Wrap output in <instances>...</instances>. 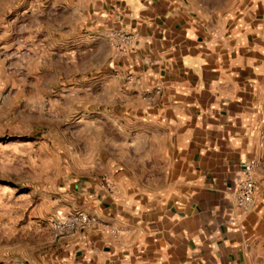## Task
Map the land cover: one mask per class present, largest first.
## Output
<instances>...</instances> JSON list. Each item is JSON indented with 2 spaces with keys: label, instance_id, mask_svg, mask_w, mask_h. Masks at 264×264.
Segmentation results:
<instances>
[{
  "label": "crops",
  "instance_id": "1",
  "mask_svg": "<svg viewBox=\"0 0 264 264\" xmlns=\"http://www.w3.org/2000/svg\"><path fill=\"white\" fill-rule=\"evenodd\" d=\"M1 5L12 29H27L22 43L46 38L47 23L59 37L73 28L63 12L106 36L98 53L116 87H103L102 119L118 132L107 163L72 185L67 210L98 224L56 242L60 264H264V0ZM112 28L136 34L135 46L117 53ZM250 158L259 161L254 206L230 225L234 181Z\"/></svg>",
  "mask_w": 264,
  "mask_h": 264
},
{
  "label": "rangeland",
  "instance_id": "2",
  "mask_svg": "<svg viewBox=\"0 0 264 264\" xmlns=\"http://www.w3.org/2000/svg\"><path fill=\"white\" fill-rule=\"evenodd\" d=\"M1 14L0 264H60L55 244L66 235L59 222L71 215L72 185L107 163L118 132L102 119L103 87H116L98 53L106 36L87 29L84 14L70 22L63 12L73 28L59 37L47 23L46 38L22 43L27 29Z\"/></svg>",
  "mask_w": 264,
  "mask_h": 264
},
{
  "label": "built area",
  "instance_id": "3",
  "mask_svg": "<svg viewBox=\"0 0 264 264\" xmlns=\"http://www.w3.org/2000/svg\"><path fill=\"white\" fill-rule=\"evenodd\" d=\"M107 37L117 53L133 48L138 41L136 34L126 32L120 28L110 29L107 32ZM260 133L264 138V125ZM258 167L259 161L256 158L246 159L239 175L234 181L235 188L230 197L233 207V213L229 219L230 225H237L254 206V193L257 187L256 172ZM59 224L62 226V234H69L80 227L95 226L98 224V221L96 217L80 211L71 214L68 218L59 222Z\"/></svg>",
  "mask_w": 264,
  "mask_h": 264
}]
</instances>
